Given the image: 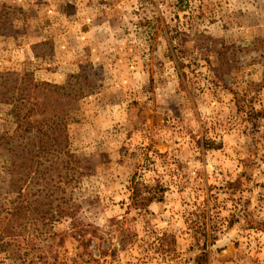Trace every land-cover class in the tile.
<instances>
[{"label": "rangeland", "instance_id": "374dc122", "mask_svg": "<svg viewBox=\"0 0 264 264\" xmlns=\"http://www.w3.org/2000/svg\"><path fill=\"white\" fill-rule=\"evenodd\" d=\"M0 264H264V0H0Z\"/></svg>", "mask_w": 264, "mask_h": 264}, {"label": "trees", "instance_id": "16d2710c", "mask_svg": "<svg viewBox=\"0 0 264 264\" xmlns=\"http://www.w3.org/2000/svg\"><path fill=\"white\" fill-rule=\"evenodd\" d=\"M133 183L135 185V187L133 189V193H134L135 197L138 198V197H140V189L136 186L138 184H135V180L133 181ZM154 199H155L154 196L147 197L148 203L152 202Z\"/></svg>", "mask_w": 264, "mask_h": 264}]
</instances>
